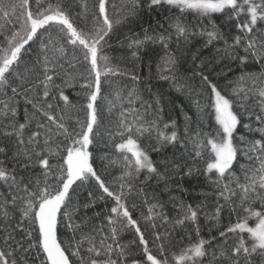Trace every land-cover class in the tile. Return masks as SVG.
Listing matches in <instances>:
<instances>
[{
    "label": "snow or ice",
    "instance_id": "obj_1",
    "mask_svg": "<svg viewBox=\"0 0 264 264\" xmlns=\"http://www.w3.org/2000/svg\"><path fill=\"white\" fill-rule=\"evenodd\" d=\"M0 264H264V0H0Z\"/></svg>",
    "mask_w": 264,
    "mask_h": 264
},
{
    "label": "trees",
    "instance_id": "obj_2",
    "mask_svg": "<svg viewBox=\"0 0 264 264\" xmlns=\"http://www.w3.org/2000/svg\"><path fill=\"white\" fill-rule=\"evenodd\" d=\"M144 72H145V74H146V73H147V70L145 69ZM161 83H162V82H161ZM164 87H166V85H164Z\"/></svg>",
    "mask_w": 264,
    "mask_h": 264
}]
</instances>
